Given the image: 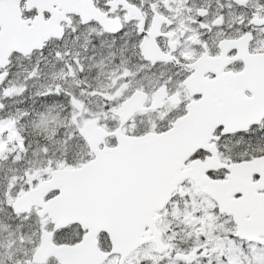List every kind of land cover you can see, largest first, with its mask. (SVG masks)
<instances>
[{
	"label": "snow or ice",
	"instance_id": "obj_1",
	"mask_svg": "<svg viewBox=\"0 0 264 264\" xmlns=\"http://www.w3.org/2000/svg\"><path fill=\"white\" fill-rule=\"evenodd\" d=\"M0 264H264V0H0Z\"/></svg>",
	"mask_w": 264,
	"mask_h": 264
}]
</instances>
